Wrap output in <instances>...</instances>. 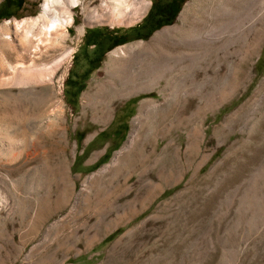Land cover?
I'll list each match as a JSON object with an SVG mask.
<instances>
[{"label":"rangeland","instance_id":"1","mask_svg":"<svg viewBox=\"0 0 264 264\" xmlns=\"http://www.w3.org/2000/svg\"><path fill=\"white\" fill-rule=\"evenodd\" d=\"M84 1L67 34L46 47L34 51L39 32L25 51L0 44V264H264V26L238 64L203 44L152 49L154 64L167 63V53L199 54L200 71L185 87L204 92L185 99L160 80L112 97L98 88L108 53L173 25L188 0L141 37L153 0L145 11L146 0H126L137 21L124 24L109 0ZM192 1L184 28L212 0ZM41 3L0 0V21L35 15ZM89 27L126 36L89 61L81 47ZM25 64L26 77L37 78L28 87L11 78ZM144 99L155 107L139 110Z\"/></svg>","mask_w":264,"mask_h":264},{"label":"bare ground","instance_id":"2","mask_svg":"<svg viewBox=\"0 0 264 264\" xmlns=\"http://www.w3.org/2000/svg\"><path fill=\"white\" fill-rule=\"evenodd\" d=\"M126 2V0H109V3L111 5L112 18L118 24L129 23L134 20L132 19V16V18L128 17V13L125 9V5L127 4ZM150 3L151 0L145 1L143 5L144 7H142L144 8L143 11H145V9L149 6ZM193 4L194 3L192 0H188L185 4V9H183L182 12L179 14L177 22H175L173 25L164 26L163 28L155 31L148 40H138L133 43L118 46L115 49L111 50L108 53L109 60L107 61L105 66L108 74L107 81L106 83L104 82L105 84L99 85L98 88L100 89L107 87L110 94H112V97H125L143 92L146 89L145 86L155 85L158 84L160 80H165L166 83L172 87L170 88V94H181L185 99H187L186 97L194 93L202 91L204 92L205 90H203L202 88L195 89L193 87H185L187 86L186 84H192L195 78L197 77L198 73L195 72L197 66L194 61L199 57V54H194L191 51L182 52L180 55H169L167 53L168 51L166 50V58L169 61L164 64H154L153 60H151L149 57L153 55L151 54L152 49L154 47H159L158 44L161 41L168 40L170 42L169 44L171 45H176L182 41L188 47H191L194 43L200 44V46L201 44H203L206 48L208 47V49H211L216 55H218L219 58L227 57L235 64L241 62V60L245 58L244 56L246 53L245 51L247 49L249 37H251L256 31H258L260 27L264 26V0H212L210 1L209 6H206V9H204L206 16H204V18L196 17L193 22L194 24L190 28H184L183 24L187 21V8ZM76 6H80V11L82 13L87 9V4L84 0H42V3L38 8V12L35 15H26L22 17H12V19H4L0 21V44L7 48L20 49L21 51H25L27 49V46L29 44H32L34 40L33 38H35L34 36L36 35L35 33L39 32L43 34V36L39 39V41H41L42 43H36V45H34V51L40 50L42 46L46 47L47 42L53 40V36L59 35L60 37V35L65 36L67 34L69 26L74 23ZM140 16L142 17L143 15H139V17ZM211 20H214L215 23L212 24ZM134 21L137 20L135 19ZM78 31L80 34H83L84 25L79 26ZM257 33H259V31ZM180 35H183L184 38L180 39ZM260 38L259 40H261ZM250 47L251 45L249 46V48ZM159 49L161 50V47H159ZM163 53L164 52H162V55ZM181 61H184L185 64H180L182 63ZM26 65L27 64L21 66L19 71L22 72L19 74L18 77L16 72H12L13 74L11 78L14 84H21V86L28 87V84L30 82H32L33 80L36 81V77L34 78L36 74H33V79L30 78L29 73L26 77V70L28 71L30 67ZM199 69H197V71ZM37 77L38 80L45 79L41 78V75L39 74ZM205 77H209V75H205ZM178 85L181 87H178ZM87 104L88 102L85 105ZM150 107H155L153 106L150 100L144 99L140 101L139 110L148 109ZM111 117V108L101 114V118L104 123L109 121ZM136 136V131L130 134L129 140L127 141L123 149L124 154L128 153L131 148H133L132 146L135 142ZM102 152L103 151L99 152V154Z\"/></svg>","mask_w":264,"mask_h":264},{"label":"flooded vegetation","instance_id":"3","mask_svg":"<svg viewBox=\"0 0 264 264\" xmlns=\"http://www.w3.org/2000/svg\"><path fill=\"white\" fill-rule=\"evenodd\" d=\"M181 0H153L146 16L149 17L143 23L138 25V36H144L150 30L151 25L155 22L168 21L175 14ZM85 40H93L92 52H97L105 44L115 45L125 38V32L113 31L109 28L101 29L100 27H89L86 32ZM87 60L92 61L90 53L86 52Z\"/></svg>","mask_w":264,"mask_h":264},{"label":"crops","instance_id":"4","mask_svg":"<svg viewBox=\"0 0 264 264\" xmlns=\"http://www.w3.org/2000/svg\"><path fill=\"white\" fill-rule=\"evenodd\" d=\"M87 31H89V29H87ZM87 31H85V35H87ZM84 35V38H83V41H82V43H81V47L84 49L83 51H84V54H85V56H86V52L87 53H90L91 54V52H92V44H93V40H85V36ZM109 46H111V45H107V44H105L103 47H101L99 50H101V49H103V48H106V47H109ZM98 50V51H99ZM97 51V52H98ZM96 52V53H97ZM97 56V55H96ZM96 56L94 57V58H96ZM87 57V56H86ZM93 57H92V59H94Z\"/></svg>","mask_w":264,"mask_h":264},{"label":"water","instance_id":"5","mask_svg":"<svg viewBox=\"0 0 264 264\" xmlns=\"http://www.w3.org/2000/svg\"><path fill=\"white\" fill-rule=\"evenodd\" d=\"M155 31H157V30H154V32H155ZM154 32H152V33H154ZM150 35H151V34H150ZM150 35H149V36H150Z\"/></svg>","mask_w":264,"mask_h":264}]
</instances>
